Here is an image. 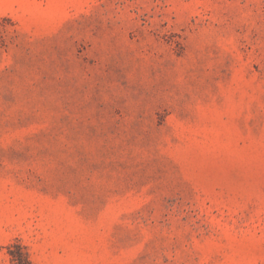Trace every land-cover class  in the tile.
I'll return each mask as SVG.
<instances>
[{
  "label": "rangeland",
  "instance_id": "374dc122",
  "mask_svg": "<svg viewBox=\"0 0 264 264\" xmlns=\"http://www.w3.org/2000/svg\"><path fill=\"white\" fill-rule=\"evenodd\" d=\"M0 264H264V0H0Z\"/></svg>",
  "mask_w": 264,
  "mask_h": 264
}]
</instances>
